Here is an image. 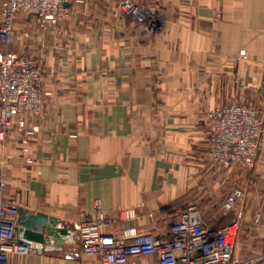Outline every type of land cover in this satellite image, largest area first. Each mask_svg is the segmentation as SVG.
I'll return each mask as SVG.
<instances>
[{
  "label": "crops",
  "instance_id": "0c3cea01",
  "mask_svg": "<svg viewBox=\"0 0 264 264\" xmlns=\"http://www.w3.org/2000/svg\"><path fill=\"white\" fill-rule=\"evenodd\" d=\"M121 1L70 5L71 17L56 28L19 19L9 50L41 66L48 95L43 115L27 122L36 130L33 164L17 150L16 127L0 141L4 197L58 218L70 235L63 245L50 240L38 252L12 255L9 264H103L81 252L76 236L98 203L116 218L136 210L134 219L110 226L114 232L132 228L159 238L191 205L211 221L222 202L206 113L239 101L264 117V0H133L164 19L157 35L116 17ZM241 53L248 58L238 61ZM256 173L264 191V154ZM237 209L242 234L253 213L264 217V203ZM236 255L247 258L238 246ZM128 264H158V257Z\"/></svg>",
  "mask_w": 264,
  "mask_h": 264
},
{
  "label": "built area",
  "instance_id": "2783aa9c",
  "mask_svg": "<svg viewBox=\"0 0 264 264\" xmlns=\"http://www.w3.org/2000/svg\"><path fill=\"white\" fill-rule=\"evenodd\" d=\"M85 0H0V141L16 127L20 131L17 150L33 164L29 144L35 129L28 119L40 118L47 103L43 90L44 71L28 54L9 50L21 16L40 28L59 27L71 14L67 4L76 6ZM116 17L133 18L150 35L160 34L164 19L154 10L122 0L114 10ZM248 56L241 53L238 61ZM210 135L208 156L219 169L239 166L251 169L264 154V117L254 108L239 102H228L205 115ZM6 184L0 180V264H9L12 255H28L45 245L25 246L16 242L21 197L6 199ZM245 192L234 188L222 202L220 217L208 224L203 211L191 205L169 225L168 232L156 237L127 228L114 232L109 227L137 216L135 209L121 211L119 218L107 216L97 204L92 218L78 227L76 236L85 255L100 256L103 264H128L133 257L157 256L158 264H264V252L252 257L236 255L241 231V217L222 223L237 210ZM261 215L257 214V220ZM264 240V226H263ZM47 245V244H46Z\"/></svg>",
  "mask_w": 264,
  "mask_h": 264
},
{
  "label": "rangeland",
  "instance_id": "374dc122",
  "mask_svg": "<svg viewBox=\"0 0 264 264\" xmlns=\"http://www.w3.org/2000/svg\"><path fill=\"white\" fill-rule=\"evenodd\" d=\"M257 164V162H256ZM256 164L251 169L242 168L239 166H233L229 169H219L217 166H213V169H216V176L213 179V183L217 182L218 190L216 192V196L218 197V200L220 202H224L225 198L228 196V194L236 187H242L245 196L242 200L239 201L238 206H240L242 203H246L247 201H251L255 203V205L258 207L264 203V195H262V192H258V189L256 188L257 183V173H256ZM258 193H261L258 198ZM204 213V212H203ZM221 213V211H220ZM234 217L236 215L241 217V221H244L245 217L244 215H240V211H235ZM231 214L226 216V219L223 220L222 223H228L227 219L229 220ZM257 213H253L251 216V220L254 221V224L252 225L251 229H244V232L242 234V231H240L239 235V242H238V250L239 254L246 255L247 257L253 256L254 253L260 252L261 249L264 248V240H263V227H262V221L264 217L262 216L261 219L257 220ZM220 215V214H219ZM217 216L218 218L220 216ZM216 217V219H217ZM243 218V219H242ZM205 220L208 224H215V217L211 219V221H208V218L205 217ZM264 221V220H263ZM262 223V224H261ZM242 244V245H241Z\"/></svg>",
  "mask_w": 264,
  "mask_h": 264
},
{
  "label": "water",
  "instance_id": "95a60500",
  "mask_svg": "<svg viewBox=\"0 0 264 264\" xmlns=\"http://www.w3.org/2000/svg\"><path fill=\"white\" fill-rule=\"evenodd\" d=\"M70 7L69 4L66 5ZM19 219L16 242L21 245H46L54 240L63 245L64 239L70 235V230L60 225V220L44 212L32 213L27 208H19Z\"/></svg>",
  "mask_w": 264,
  "mask_h": 264
}]
</instances>
